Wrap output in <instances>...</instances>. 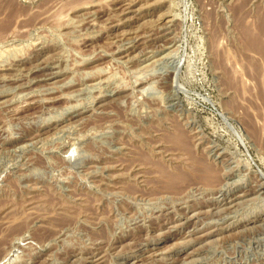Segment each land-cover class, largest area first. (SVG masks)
Segmentation results:
<instances>
[{
    "label": "rangeland",
    "instance_id": "374dc122",
    "mask_svg": "<svg viewBox=\"0 0 264 264\" xmlns=\"http://www.w3.org/2000/svg\"><path fill=\"white\" fill-rule=\"evenodd\" d=\"M0 58V264H264V0H0Z\"/></svg>",
    "mask_w": 264,
    "mask_h": 264
},
{
    "label": "bare ground",
    "instance_id": "6f19581e",
    "mask_svg": "<svg viewBox=\"0 0 264 264\" xmlns=\"http://www.w3.org/2000/svg\"><path fill=\"white\" fill-rule=\"evenodd\" d=\"M65 2V1H64ZM74 2H76V1H74ZM78 2V1H77ZM81 3V2H80ZM79 2H78V4H80ZM63 4H65V3H63ZM74 5V4H73ZM130 5V4H129ZM147 5V4H146ZM65 6V5H64ZM79 6V5H78ZM72 7V6H71ZM70 7V9H72ZM142 8V7H141ZM123 9V8H122ZM132 9V8H131ZM131 9H130V7L128 6V8L126 7V9H125V11L126 12H128V13H130L131 12ZM136 10V9H135ZM57 11V10H56ZM139 11V10H138ZM134 12V11H133ZM61 13V12H60ZM131 14V13H130ZM124 15V14H123ZM126 15V14H125ZM161 16V15H160ZM128 17V16H127ZM88 20V19H87ZM120 23V22H119ZM143 25V24H142ZM167 26V25H166ZM103 28V27H102ZM101 29V28H100ZM137 31V30H136ZM116 35V34H115ZM157 36V35H156ZM157 38V37H156ZM135 42V41H134ZM15 44V43H14ZM19 44V43H18ZM12 46V45H11ZM14 47V46H13ZM6 49V48H5ZM159 49V48H158ZM6 51V50H5ZM9 52V51H8ZM122 52V51H121ZM129 52V51H128ZM171 53V52H170ZM2 54V53H1ZM10 54V53H9ZM130 54V53H129ZM5 54H3V56H4ZM105 55V54H104ZM125 56V55H124ZM7 57V56H6ZM4 58V57H3ZM134 58V57H133ZM1 59V58H0ZM16 59V58H15ZM159 63V62H158ZM178 63V62H177ZM179 65V64H178ZM144 66V65H143ZM179 67H180V65H179ZM177 68V67H176ZM1 69V68H0ZM175 69V68H174ZM177 70H179V68H177ZM150 71V70H149ZM46 74V73H45ZM27 76V75H26ZM18 79V78H17ZM53 82V81H52ZM72 84V83H71ZM1 86V85H0ZM102 87V86H101ZM181 87V86H180ZM179 88V87H178ZM182 88V87H181ZM180 88V89H181ZM183 89V88H182ZM181 89V90H182ZM2 92V91H1ZM112 92V91H111ZM183 92H184V90H183ZM76 93V92H75ZM7 102V101H6ZM28 102H30V101H28ZM91 104V103H90ZM63 111V110H62ZM53 116V115H52ZM56 116V115H55ZM56 119V118H55ZM254 134H255V131H254ZM57 135V134H56ZM180 136H177L176 137V141L183 147V148H185V149H188V148H190V147H187L188 145L186 144V141H185V139H184V137H183V134L182 133H180L179 134ZM237 135H239V137H241V135L239 134V132H237ZM53 137V136H52ZM38 141V140H37ZM26 144V143H25ZM176 145H177V143H175ZM187 145V146H186ZM184 149V150H185ZM72 151V150H71ZM191 153V152H190ZM192 155V154H191ZM186 158V157H185ZM73 159V158H72ZM193 160V162H194V164H195V166H197V165H199V164H202V163H200V161H198L197 159H195V158H192L191 159V161ZM202 162V161H201ZM85 166V165H84ZM202 172H205L206 173V175H207V177L205 178V179H209V178H211V177H213L214 175H215V173H213L214 171H212V169L208 166V165H203L202 164ZM199 168V167H198ZM167 170V169H166ZM178 170V169H177ZM156 171V170H155ZM170 171V170H169ZM180 171V170H179ZM196 170H194V172H195ZM200 171V170H199ZM217 171V170H216ZM162 172H164V175L163 176H165L166 174H168V178L169 177H171L172 179H184L185 180V177H186V174H184V173H182L181 171V173L179 172V173H177V175L175 176H173L172 174H171V172L170 173H168V172H165L164 170H162L161 171V173ZM166 173V174H165ZM244 173V172H243ZM163 174V173H162ZM173 174H175V173H173ZM245 174V173H244ZM216 176V175H215ZM215 176L213 177V179L215 178ZM258 177L262 180V182H263V184H264V173L263 172H261V173H259L258 174ZM159 178V177H158ZM187 178V177H186ZM179 179V180H180ZM202 179V178H201ZM204 179V178H203ZM202 179V180H203ZM212 179V180H213ZM220 179V178H219ZM210 180V179H209ZM221 180V179H220ZM183 181V180H182ZM206 182V181H205ZM216 183V182H215ZM161 184V183H160ZM213 184V183H212ZM211 184V185H212ZM260 184V183H259ZM205 186V185H204ZM214 186V185H213ZM217 187V186H216ZM163 188V187H162ZM179 189H180V187H179ZM219 190V189H218ZM182 191V190H181ZM253 191V190H252ZM142 192V191H141ZM191 192V191H190ZM179 193V192H178ZM173 194V193H172ZM246 194V193H245ZM216 196V195H215ZM261 200V199H260ZM263 201V200H262ZM163 206V205H162ZM232 211V210H231ZM201 212V211H200ZM246 214V213H245ZM217 219V218H216ZM203 223V222H202ZM201 223V224H202ZM19 224V223H18ZM203 225V224H202ZM18 226V225H17ZM174 226V225H173ZM183 226V225H182ZM247 226V225H246ZM16 227V226H15ZM14 227V228H15ZM19 227V226H18ZM178 227V226H177ZM181 227V226H180ZM27 229V228H26ZM25 229V230H26ZM23 230V229H22ZM2 231H3V229H2ZM213 232V231H212ZM211 232V233H212ZM233 232V231H232ZM15 233V232H14ZM185 233V232H184ZM210 233V232H209ZM257 233V232H256ZM208 235H210V234H206L205 233V236L204 237H207ZM10 236V235H9ZM8 236V237H9ZM17 236H19L18 234H17ZM248 236V235H247ZM27 237V236H26ZM20 239V238H19ZM9 246V245H8ZM6 248V247H5ZM7 248H9V247H7ZM242 248V247H241ZM3 250H4V248H3ZM12 250V249H11ZM6 251V250H5ZM2 255V254H1ZM4 257V256H3ZM154 258V257H153ZM3 260H4V258H3ZM14 260V259H13ZM88 260V259H87ZM3 263V262H2Z\"/></svg>",
    "mask_w": 264,
    "mask_h": 264
}]
</instances>
